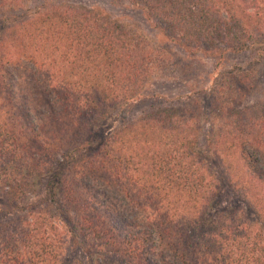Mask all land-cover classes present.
<instances>
[{
	"label": "trees",
	"instance_id": "16d2710c",
	"mask_svg": "<svg viewBox=\"0 0 264 264\" xmlns=\"http://www.w3.org/2000/svg\"><path fill=\"white\" fill-rule=\"evenodd\" d=\"M21 1L0 0V211L16 215L0 264H264L255 64L114 125L161 99L148 88L169 51L99 6ZM127 1L186 52L185 76L198 55L264 56V0Z\"/></svg>",
	"mask_w": 264,
	"mask_h": 264
},
{
	"label": "rangeland",
	"instance_id": "374dc122",
	"mask_svg": "<svg viewBox=\"0 0 264 264\" xmlns=\"http://www.w3.org/2000/svg\"><path fill=\"white\" fill-rule=\"evenodd\" d=\"M70 2L86 6H99L104 9L105 12L120 21L131 25L133 24L143 35H145L146 39L149 40L150 43H155L156 47H165L169 51L168 53H170L169 55L171 61L168 66V71H165V74L163 73L156 79H153L148 88V91L158 93L157 95H159V98L161 99L154 100L149 97L139 100L131 108L115 115L113 117V119H115L112 120L114 125H119L122 120L128 121L136 117L143 111L148 110L149 105L151 104L157 106L178 105L184 101L183 98L191 93V91H195L199 88L210 87L214 84V81L219 82L218 79L220 76L217 77L220 75L219 71L228 72L229 69L235 70L237 67L245 69L248 64H255L257 68L255 73V85L259 87L250 94L246 95L244 97V101L246 103H251L258 98L264 99V56L257 54L256 51L248 50L239 53L227 52L224 53L221 58L198 55V57H196L198 59V63L194 64L193 62L196 60H193L191 65L193 70L188 72L185 76L183 72H181L180 68L182 67V60L187 57L186 52H184L173 41L158 34V30L149 23L141 9L138 7L132 5L127 0H70ZM21 3L26 8H36L43 3V0H22ZM178 58L183 59L181 60ZM209 99L210 98L206 97L205 101H209ZM201 104H203L202 100ZM210 129L211 127L209 124L206 123L203 125L201 138L202 144H205V137L207 133L209 134ZM211 137L212 136H210L209 139ZM43 194L44 188L42 185L37 195L41 196ZM223 201L224 203H230L231 199L229 195H225ZM10 207L11 205L9 203L4 200H0L1 210L11 209ZM14 214L15 213L12 214L11 212L6 213L5 211H0V222L8 220L9 218H12V216H16ZM18 214L19 213H17V216ZM72 257H76L84 263L86 261L85 253L79 250L73 251Z\"/></svg>",
	"mask_w": 264,
	"mask_h": 264
}]
</instances>
